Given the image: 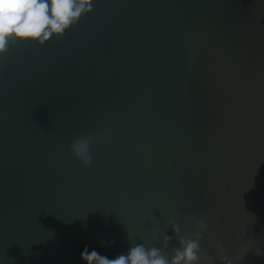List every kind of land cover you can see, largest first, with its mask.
Masks as SVG:
<instances>
[{
    "label": "water",
    "instance_id": "water-1",
    "mask_svg": "<svg viewBox=\"0 0 264 264\" xmlns=\"http://www.w3.org/2000/svg\"><path fill=\"white\" fill-rule=\"evenodd\" d=\"M91 3L0 56V264L171 256V220L200 264H264V0Z\"/></svg>",
    "mask_w": 264,
    "mask_h": 264
},
{
    "label": "clouds",
    "instance_id": "clouds-1",
    "mask_svg": "<svg viewBox=\"0 0 264 264\" xmlns=\"http://www.w3.org/2000/svg\"><path fill=\"white\" fill-rule=\"evenodd\" d=\"M92 8L91 0H0V56L8 50L10 41L43 43L53 34L62 35L78 17ZM91 137L81 135L70 144L69 150L84 166L92 163ZM168 226L177 234L178 246L171 256L161 248L145 247L142 243L129 246L126 252L109 259L87 246L80 253L85 264H200V238L207 228L204 221H196L190 235H180V225L174 220ZM161 243L167 246L171 237L165 231L158 233ZM225 264L224 261H222ZM226 264H232L227 261Z\"/></svg>",
    "mask_w": 264,
    "mask_h": 264
}]
</instances>
